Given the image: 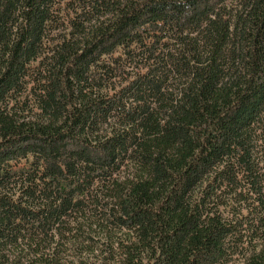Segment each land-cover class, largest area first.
Instances as JSON below:
<instances>
[{"label":"trees","instance_id":"obj_1","mask_svg":"<svg viewBox=\"0 0 264 264\" xmlns=\"http://www.w3.org/2000/svg\"><path fill=\"white\" fill-rule=\"evenodd\" d=\"M0 264H264V0H0Z\"/></svg>","mask_w":264,"mask_h":264}]
</instances>
